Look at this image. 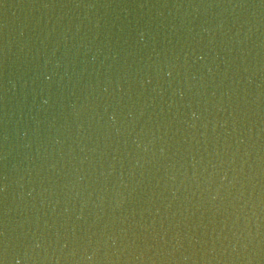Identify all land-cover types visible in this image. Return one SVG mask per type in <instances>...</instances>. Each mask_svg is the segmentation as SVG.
I'll use <instances>...</instances> for the list:
<instances>
[{
  "label": "water",
  "instance_id": "1",
  "mask_svg": "<svg viewBox=\"0 0 264 264\" xmlns=\"http://www.w3.org/2000/svg\"><path fill=\"white\" fill-rule=\"evenodd\" d=\"M0 264H264V0H0Z\"/></svg>",
  "mask_w": 264,
  "mask_h": 264
}]
</instances>
